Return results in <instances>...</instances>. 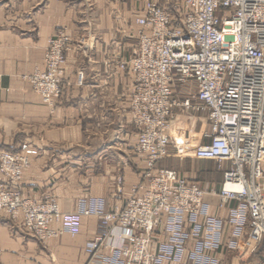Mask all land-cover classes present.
<instances>
[{"label": "built area", "instance_id": "1", "mask_svg": "<svg viewBox=\"0 0 264 264\" xmlns=\"http://www.w3.org/2000/svg\"><path fill=\"white\" fill-rule=\"evenodd\" d=\"M136 23L137 48L120 68L134 77L130 111L146 182L132 188L124 208L86 197L75 212L64 213L55 197L23 196L21 180L38 155L25 144L0 155V215L41 242L76 237L85 218H97L101 231L86 243L87 264H221L223 250L243 260L264 242V0H146ZM75 43L89 46L59 28L48 42L44 71L25 76L47 106L63 92ZM190 83V98L179 102L177 86ZM179 106L210 122L207 143L192 156L218 165L220 190L156 168L169 155ZM209 198L227 208L226 218L212 213Z\"/></svg>", "mask_w": 264, "mask_h": 264}, {"label": "crops", "instance_id": "2", "mask_svg": "<svg viewBox=\"0 0 264 264\" xmlns=\"http://www.w3.org/2000/svg\"><path fill=\"white\" fill-rule=\"evenodd\" d=\"M145 1L0 0V155L19 152L25 144L38 151L21 180L23 196L36 201L55 197L64 213L75 212L86 197L105 198L110 209L124 208L132 188L146 182V160L135 153L138 131L130 111L134 77L120 68L137 48L136 18ZM64 27L75 42L85 38L89 46L75 43L68 52L63 92L47 106L25 76L44 71L48 42ZM192 90L191 83L177 86L179 102L190 98ZM172 124L180 147L207 143L205 114L179 106ZM172 152L157 169L165 168L172 154L182 162L216 164ZM193 166L177 171L204 188L220 190L224 176L217 164L209 172ZM218 175L221 181L208 183ZM209 200L212 213L226 218L227 208ZM100 231L99 220L88 217L80 235L41 242L28 236L20 222L0 215V264H87L86 243ZM218 257L221 264H264V248L243 260L228 250Z\"/></svg>", "mask_w": 264, "mask_h": 264}, {"label": "rangeland", "instance_id": "3", "mask_svg": "<svg viewBox=\"0 0 264 264\" xmlns=\"http://www.w3.org/2000/svg\"><path fill=\"white\" fill-rule=\"evenodd\" d=\"M173 119H174V117H173ZM173 119H172V121H173ZM172 121H171V131H170L171 132V146H170V148L173 151L172 153H174V151H176V152H179L180 151L182 154H185L187 156H192V152L195 149H193L191 147H186V146L185 147H180V145H178L180 139H179L178 135H176V133H175L177 130L174 129L173 124H172ZM210 129H211V127L209 126L207 128V130L205 131V133L206 132H209ZM191 160L192 159H190V161L185 159V161L182 162L177 157H174V154H172V156L169 159H167V165H165V168H167V169H173V170L175 169V170L186 171L191 165L192 166L194 165L193 166L194 168L199 169L200 171L201 170L202 171H205V172H209V171L214 170V169L217 168L216 167V164L215 165L214 164L212 165L211 163H208V162H197V161H195V163H194ZM185 163H187V165H188L187 167H186V164ZM181 164H185V166L183 168H180V165ZM221 179H222V176L221 175L220 176L219 175L218 176H214L212 178V180H211V178L208 179L209 181H211V182L208 181V183H212V181H221Z\"/></svg>", "mask_w": 264, "mask_h": 264}, {"label": "trees", "instance_id": "4", "mask_svg": "<svg viewBox=\"0 0 264 264\" xmlns=\"http://www.w3.org/2000/svg\"><path fill=\"white\" fill-rule=\"evenodd\" d=\"M261 247H263V248H264V242H263V244L261 245Z\"/></svg>", "mask_w": 264, "mask_h": 264}]
</instances>
